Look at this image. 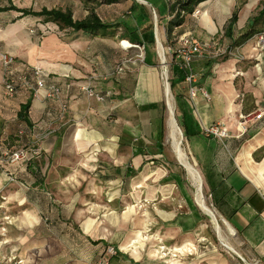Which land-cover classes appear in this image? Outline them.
<instances>
[{"label":"crops","instance_id":"crops-1","mask_svg":"<svg viewBox=\"0 0 264 264\" xmlns=\"http://www.w3.org/2000/svg\"><path fill=\"white\" fill-rule=\"evenodd\" d=\"M262 1H203L196 7L201 13L198 16L187 14L184 23L175 28L172 38L168 34V24L172 15L167 6L161 12L168 19L165 39L161 40L167 43L168 52L171 53V65L176 35L191 33L204 45L203 54L195 58L193 66L197 74L196 85L206 90L210 99L200 92L195 98V104H192L188 83L186 81L179 83L173 92L175 97L181 95L180 104L187 109L184 113L180 112L183 120L180 127L196 168L192 166L201 176L202 185L216 216L236 231L237 240L242 245L244 254L251 261L259 262L258 264H264V118L246 123V132L241 127V119L244 114L264 110V49L259 47V37L264 31L241 45H237L236 42L250 29L254 16L262 8ZM147 2L151 4L149 0ZM10 4L33 10L44 8L36 9L32 4L21 6L15 2L0 6ZM133 11L137 17L145 16L152 22L145 4L133 2L131 12ZM235 12L237 18L233 20ZM2 13H17L18 16L14 19L20 16L17 11ZM24 18L37 17L27 16L14 22ZM140 24L139 21V26ZM149 25L143 28L137 26L140 40L146 46L147 59L144 61L138 62L134 58L133 61L121 59L122 50L126 49L116 42L106 47L109 53L101 54L104 61L102 71L98 81H94L97 90L102 91L106 103L109 105L113 103L110 109L117 111V114L120 113L123 103L128 105V125L121 129L120 114L113 121L112 126H115L113 129H119V132L113 131L112 128L101 131L92 112L91 121L86 123L87 99L83 87L88 81L83 59L74 54L73 43L72 46L67 43L65 51H56L54 55L37 53L33 57H25V63L20 66L41 62L51 75V80L61 85L64 99L69 104V111L64 119L56 117L58 109L56 102L43 97L33 98L32 93L26 89H19L13 98L7 97L4 89L5 72L0 67L1 153H8L9 146L15 143V126L10 121L17 118L20 126L30 128L29 142L23 143V139L19 142L29 145L25 147L29 149L31 161L29 165L27 162L9 163L8 171H0V226L4 222V215L7 216L9 211L13 212L14 218L6 235H2L0 230V264L76 262V264H142L135 256L130 255L115 242H111L108 237L94 238L92 231L95 219L92 217H89L82 226L75 224L77 229L80 228L89 237L92 247L96 248L90 257H84L79 253L80 260L72 258L67 251V247L72 250V246L62 243L65 237L71 235L68 231L73 229V220L61 218L56 199L52 196L48 198L45 194L49 195L50 191L56 192L54 188L58 186V183H55L56 179L62 176L64 171L74 170L78 162L84 167L87 160L91 162L98 159V153L114 162V173L108 177L114 178L122 174L124 177L128 176L131 206L137 202L141 192H145L154 202L153 205L157 206L156 212V206L147 205L145 220H163L175 225L168 231L169 244L177 246L180 241L194 238V235L185 234L186 228L195 223V220L205 218L192 200L190 187L185 181L186 168L168 160L165 154L161 120L166 86L164 87L162 82L160 65L155 56L153 48L155 44L146 42L141 33V30ZM262 28L264 30V25ZM74 33L76 37L80 34L88 36L83 32ZM124 38L132 40L129 37ZM226 49L230 50L231 54H225ZM121 63L125 64L122 74L117 72V66ZM31 98L29 110L31 126H28L18 117V113L21 106ZM176 106L178 108L177 99ZM93 110L95 109L92 108L91 111ZM50 112L53 113L52 116ZM138 120L141 124L137 123ZM213 124L227 128L229 137L220 139L206 135L204 127ZM54 125L58 131L53 130L55 134L52 133L37 143L43 151L42 155L34 154L32 150L34 137L47 133L49 129L52 130ZM3 160L1 157L0 161ZM127 160L130 165L123 170L121 166ZM117 161H120V164H115ZM157 161L163 166L159 171L146 169L150 163L154 165ZM82 171L83 169L81 173ZM35 172L39 173L42 180L37 178ZM9 174H15L18 179L10 182ZM155 177L159 180H155ZM149 179L155 183L150 185ZM139 180L143 182L140 192ZM41 197L47 198L44 205H40ZM119 199L121 198L117 196L108 200L109 208L113 211L103 220H116L114 217H117L115 213L119 207ZM40 209L46 210L51 217L49 232L43 230V221L48 224L46 220H41V215H38ZM131 220H138V216L135 215ZM186 220L193 222L188 224ZM27 226L33 229L30 231L33 234L28 240L29 243L24 236ZM113 243L115 252L105 253L107 246ZM188 245L190 243L176 248L184 250ZM185 264L228 263L226 258L209 256L203 259L192 258Z\"/></svg>","mask_w":264,"mask_h":264},{"label":"rangeland","instance_id":"rangeland-1","mask_svg":"<svg viewBox=\"0 0 264 264\" xmlns=\"http://www.w3.org/2000/svg\"><path fill=\"white\" fill-rule=\"evenodd\" d=\"M135 1L147 6L149 17L153 23L150 22L147 17L143 16L139 18L134 15V11L131 12L132 4ZM147 1L148 0H0V5H7L11 2H15L21 6H29L32 4V6L36 9H41L42 7L69 8L73 11L74 17L76 19H82L86 17L90 12L89 9L94 8L105 22L118 25L116 28V37L87 36L81 34L76 37L74 31L60 30L56 24L44 23L39 18H24L17 22H13V19L18 16L17 13H2L0 14V54H8L13 56L15 59L14 66L20 67L24 62L25 57H33L37 53H51V55H54L56 51H65L67 43L70 44V46H72L71 43H73L75 46L74 54L80 56L84 62L83 67L85 68V75L88 81L86 86H90L96 92L102 94V91L97 90L94 84V81H98V76L100 71H102L104 61L103 57H101V54L105 52L109 53V50L106 47H108V44L113 42H116L121 46H125L122 43L125 40H129L127 38H123V34L127 31L125 26H133L135 29L137 26H139L140 21V28H143L148 24H152L154 26L156 42L155 46L152 47L154 48L156 54L155 56L160 65L162 82L165 87L166 85L171 84L172 79V65L170 62L171 53L168 52L167 43L162 42V40L164 41L165 39L168 19L166 18L167 16L161 12L165 10L168 1L149 0L151 4ZM169 1L173 2L175 0ZM129 41L133 43L132 40ZM159 41L164 48V53L166 56L165 62L161 61L162 59L159 52ZM143 57H145V50H141L140 48L131 47L126 50H122L121 59L134 58L137 59L138 62H142ZM41 65V62H37L34 65L29 66L32 68L35 67L44 69L43 65ZM0 67L5 72V66L3 65L1 57ZM44 70L48 72L46 68ZM171 91L172 102L175 109V117L180 127V124L182 125L183 120L181 113H177L176 97L172 88ZM7 97L13 98L14 96ZM86 99L87 124L91 121L90 116L92 112L93 117L95 115V120H97L101 131H108L112 128L113 131L119 132V129H113L115 126H112V124L113 121L120 115L122 116L121 129L123 130V128L128 125V105H124L125 103H123L119 115L117 114V111L110 109V106L113 103L109 105L105 102L106 100L99 101L95 97L90 96L89 93H86ZM103 102H105V104ZM164 104L165 106L162 113L163 121H161L163 127L162 140L165 143V154L168 160L175 162L185 169V167L178 160L173 148H171L172 145L170 143L168 132V119L170 113H168L169 107L167 105V98H164ZM92 108L95 110L91 111ZM10 123L15 126L14 128L16 136L14 141L15 143H12L9 146L10 151L8 154L20 146H29L21 144L19 141L23 139V143H28V137L30 136V131L24 137L19 136V130L23 127L20 126L17 118L12 119ZM137 123L141 124L140 120H138ZM51 129L55 130V132L58 131L55 125L52 126ZM55 132L53 134H55ZM43 140H45V138ZM183 140L182 145L185 153L187 154L188 160L196 168L187 149L185 137ZM1 146L2 142L0 140V147ZM42 153L43 151H41V155ZM8 154L6 152L1 153L0 149V160L1 157L4 159L3 162L0 161V171H8ZM97 157L98 159L95 161L93 160L90 162L87 160L85 165H83L84 167H81L82 165L80 162H78V164L75 166L77 168H74V170H70L68 172L64 171L62 176L56 179L55 183H58V186L54 187L56 192H51L50 187H48V190L50 191L49 195L45 194V196L48 198L49 196H52L53 199H56L60 208L61 218L73 220V229L68 231V233L71 235L65 237L63 241L61 240L63 244L68 243L69 246H72V250L68 249L69 247H67L68 254L72 258L80 260L81 258L78 256L80 255L79 253H82L84 257H90L93 254V250L96 249L92 247L93 244L90 242L89 237L80 228L77 229L75 225L80 224V226H82L85 221L89 220V217H92L95 219L93 223L94 229L92 231L94 238L100 236L108 237L111 242H115V244H118L130 255L135 256V258H137L142 264H185V262L190 261L192 258L203 259L209 256L226 258L228 264H255V262L251 261L248 256L244 254L242 245L237 240V235L235 233L232 234L229 231L226 223L223 220H220L218 216H215L216 219L214 220L198 205L196 202V184L187 169H185V181L190 187L193 202L196 204L197 208L201 210L205 220H195V223L193 224V220H186L188 224L192 225L186 228L185 234L194 235V238L192 240L183 242L180 241L177 243V246H175V244L172 246L169 244L168 231L175 227V225H172L171 222H165L163 220H145V208L147 205L151 207L156 206L153 205L154 202H152V199L149 198L145 192H141L137 198V202H133L134 204L131 206L132 204L129 199L128 190V176L126 175V177H124L122 174V176L120 175L118 177L115 175L116 177L114 178L108 177V175H113L114 173V162L108 160L100 153H98ZM115 164H120V161L115 162ZM129 165L130 162L127 160L121 167L123 170H125ZM42 167L44 168V166ZM161 168H163L162 163L158 161L155 162L154 165L150 163L148 166H146V169H153L154 171H159ZM81 169H83L82 173ZM65 172L68 173V176H65ZM14 176L16 175L14 174ZM16 179L18 178L16 177ZM52 179L53 178H51V181ZM155 180L159 179L155 177ZM142 183L143 182L139 180V192L142 189ZM148 183L152 185V183H155V181L152 182V180L149 179ZM121 188L124 190H120ZM203 195L206 199V202L211 207L210 198L205 192L204 186ZM117 196H119L121 199H119V207L115 213L117 217H114L116 220H103L105 217L108 218L113 211L109 208L110 203L108 200ZM46 200L47 198L45 199L44 197H41L40 205H44ZM70 201H73V203ZM104 205L107 206L104 207ZM155 210L157 212V206L155 207ZM10 212L11 211H9L7 216L4 215V220H8V217L10 220L14 221L12 215L13 212ZM37 213H39L38 215H41V220H46L48 224L46 225L45 221H43V230L45 229V231L49 232L48 228L50 226L49 222L51 220L49 213H47L44 209H40ZM135 215L138 216V220H131ZM216 225H219L221 230L223 229V236L225 237L226 235L225 238L227 240L229 239L228 242L234 247L235 251H231L222 243L218 235ZM188 228L191 230L188 231ZM31 230L33 229H30V226H27L24 231V236L26 237L27 243H29L28 240L33 234L30 233ZM187 243L191 244L190 247L193 245L196 246L197 252H195L194 255H188L186 253L180 255L177 254V256L173 255L174 252H176L171 251L173 248L181 247ZM115 244L113 243L107 246L105 253L110 254V252H115L114 248L112 247ZM163 246L165 247L164 249H162ZM103 248L104 246L101 247V250H103ZM178 249L180 250V248Z\"/></svg>","mask_w":264,"mask_h":264},{"label":"built area","instance_id":"built-area-1","mask_svg":"<svg viewBox=\"0 0 264 264\" xmlns=\"http://www.w3.org/2000/svg\"><path fill=\"white\" fill-rule=\"evenodd\" d=\"M201 13L199 9H195L192 13L193 16H198ZM124 41V40H123ZM132 43V42H131ZM143 44V45H142ZM133 46L127 47L122 46L125 49L131 48V47H137L141 50H146V46L144 43H132ZM259 47L261 49H264V34L259 37ZM204 51V45L202 42H200L197 38H195L191 33H184L181 35H176L175 37V45L173 48V57L175 60L176 65L179 67L180 70L184 71L186 73L185 81L189 85V96L191 99L192 104H195V98L198 96V94L201 92L206 98L210 99V96L206 90L203 88H200L196 85L197 81V74L194 70L193 62L196 57L203 54ZM225 54H231L230 50L226 49L224 51ZM0 57L3 61V64L5 66V80H4V89L7 96L13 97L15 96L19 89H26L30 91L33 95V98L39 99L40 97H43L49 101L56 102L58 104V109L56 117L60 119H64L66 117V114L69 111V104L64 99L63 96V89L59 83L56 81L51 80V75L47 72H45L43 69L40 68H32L29 66H23V67H15V59L13 56H10L8 54H0ZM143 60H145V57H143ZM142 60V61H143ZM128 61H133V59H128ZM125 70V64L121 63L117 66V72L123 73ZM168 79V77H167ZM83 90L86 93H89L90 96L95 97L99 101H104L105 96L96 92L93 88L90 86H84ZM43 91L45 93L43 94ZM50 115L52 116L53 113L50 112ZM264 118V110H260L257 113H249L242 115L241 119V127L243 128L244 132L247 131L246 123H248L251 120H260ZM30 131L29 127H23L19 130V136L24 137L27 135V133ZM51 131V132H50ZM53 133V130H48L45 134H39L34 137L33 139V145L32 150L34 154L40 155L41 149L39 146H37V143L41 140H43L45 137L51 135ZM204 133L208 136H215L220 139H224L229 137V132L227 128H221L219 124H213L210 126L204 127ZM8 154V153H7ZM8 162L10 164H18L21 162H27L29 161V149L25 146H20L19 148L13 150L11 153L8 154L7 158ZM16 176L14 174H9V181L14 182L16 181ZM8 220H4L3 224L0 226V230L2 235H6L8 232V227L13 224V220H10L7 217ZM3 242H6L3 240ZM191 245V244H190ZM188 245V248H185L184 250H178L176 251V248H173L171 251L174 252V256H177V254H183L186 253L188 255H194L195 252H197V248L195 245L191 246ZM165 247L163 246L162 249ZM170 250V249H169ZM22 262V261H19ZM259 262H255V264H258Z\"/></svg>","mask_w":264,"mask_h":264},{"label":"trees","instance_id":"trees-1","mask_svg":"<svg viewBox=\"0 0 264 264\" xmlns=\"http://www.w3.org/2000/svg\"><path fill=\"white\" fill-rule=\"evenodd\" d=\"M167 1V8L169 9L170 14L172 15V18L170 19L168 24V34L169 37L172 38L175 28L180 27L184 23L186 15L193 13L199 4L206 0H175L173 2L169 0ZM261 5L262 8L257 13V15L254 16L250 29L240 36V38L236 42L237 45L245 43L254 35L264 31L262 28V26L264 25V0L262 1ZM89 10L90 12L86 17L82 19H76L74 17L73 11L69 8L49 9L47 7H44L41 10H33L32 8H19L13 4L4 7L0 6V13L7 11H17L20 13V16L14 19L13 22L19 18L32 16L40 18L41 21L44 23H54L59 27L60 30H72L74 32H83L91 36L116 35V28L118 27L117 24L105 22L94 8H90ZM236 18L237 12L234 13L233 20H235ZM125 29L127 31L123 34V38L129 37L134 41V43H143L140 40L137 28L134 29L133 26H125ZM145 32H148L149 34L146 35ZM141 33L144 36L146 42H149L153 45L155 44L156 40L154 36V26L152 24H150L147 28L142 29ZM145 58L147 59V57ZM185 77L186 73L179 69L173 57L171 88L174 92L176 91L178 84L185 81ZM179 97H181L180 94L176 95L178 103L177 113H184L187 109L182 104H180ZM31 104L32 98L21 106V109L18 113V117L28 126H31V122L29 119V110ZM30 162V160L27 161V164L29 165ZM35 173L37 174V178H40L42 180V177L39 175V173Z\"/></svg>","mask_w":264,"mask_h":264},{"label":"bare ground","instance_id":"bare-ground-1","mask_svg":"<svg viewBox=\"0 0 264 264\" xmlns=\"http://www.w3.org/2000/svg\"><path fill=\"white\" fill-rule=\"evenodd\" d=\"M123 45L130 47L133 46L132 43L129 40H125L123 43ZM159 52H160V56H161V61L165 62L166 60V56L164 53V48L161 44V42L159 41ZM163 66V64H162ZM166 66V65H165ZM164 69V68H163ZM171 90L169 89V84L166 85V89H165V93H166V98H167V102H168V107H169V119H168V126H169V139H170V143L172 145L171 148H173L175 154L177 155L178 160L186 167L187 171L189 172V174L191 175L192 179L194 180L195 184H196V200L199 204V206L201 207V209L208 214L209 216H211L214 220L216 219L215 217V212L214 210L208 205V203L206 202V199L203 195V185H202V179L201 176L199 174V172L192 166V164L189 162L187 154L185 153V150L183 148V132L181 130V128L179 127L176 117H175V109H174V104L172 102V96H171ZM174 98V97H173ZM168 118V117H167ZM168 138V137H167ZM184 141V140H183ZM193 183V182H192ZM226 223V222H225ZM227 228L229 229V231L234 234L236 233V231L228 224L226 223ZM217 228V232L218 235L220 237V240L222 241V243L231 251H235L234 247L228 242V240L223 236L222 234V230L220 228L219 225H216ZM224 233V232H223ZM176 251H178L179 249L176 248Z\"/></svg>","mask_w":264,"mask_h":264},{"label":"water","instance_id":"water-1","mask_svg":"<svg viewBox=\"0 0 264 264\" xmlns=\"http://www.w3.org/2000/svg\"><path fill=\"white\" fill-rule=\"evenodd\" d=\"M169 89L171 90V86H170V84H169ZM167 105H168V102H167ZM182 164V163H181ZM185 167V166H184ZM186 168V167H185ZM216 216V215H215Z\"/></svg>","mask_w":264,"mask_h":264}]
</instances>
